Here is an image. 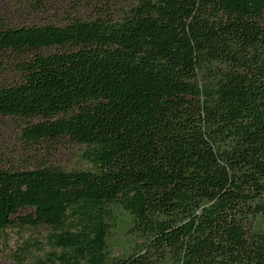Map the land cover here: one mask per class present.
<instances>
[{
	"label": "trees",
	"instance_id": "1",
	"mask_svg": "<svg viewBox=\"0 0 264 264\" xmlns=\"http://www.w3.org/2000/svg\"><path fill=\"white\" fill-rule=\"evenodd\" d=\"M18 9L0 15V75L20 74L0 116L28 144H83L92 169L0 162V234L30 211L49 230L32 264H264V0Z\"/></svg>",
	"mask_w": 264,
	"mask_h": 264
},
{
	"label": "rangeland",
	"instance_id": "2",
	"mask_svg": "<svg viewBox=\"0 0 264 264\" xmlns=\"http://www.w3.org/2000/svg\"><path fill=\"white\" fill-rule=\"evenodd\" d=\"M24 0H0V15L13 11V15H20L18 6H22ZM63 6L66 4L63 2ZM95 8L89 3L83 2L81 14L93 12ZM56 9L49 12L27 14L22 16L31 21L33 16L37 20H58L55 17ZM31 17V18H30ZM19 18V17H17ZM20 78L14 64H10L0 75V82L14 83ZM24 120L16 117L0 116V162L6 168L34 169L42 164L60 167L67 171L89 170L92 166L85 160L86 147L78 142H72L65 138L50 143L31 145L22 138ZM30 211H21L13 217V223L0 234V264H32L37 258L44 257L46 249V236L49 230L46 227H33L22 224L18 219L25 217ZM126 237L116 235L113 244H123ZM120 251V250H116Z\"/></svg>",
	"mask_w": 264,
	"mask_h": 264
}]
</instances>
